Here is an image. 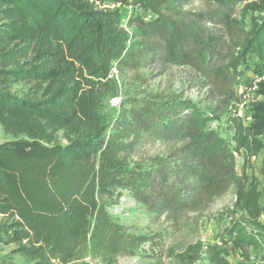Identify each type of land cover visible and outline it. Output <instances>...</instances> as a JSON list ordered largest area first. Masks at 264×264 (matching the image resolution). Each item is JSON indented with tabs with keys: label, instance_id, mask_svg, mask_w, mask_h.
Here are the masks:
<instances>
[{
	"label": "trees",
	"instance_id": "1",
	"mask_svg": "<svg viewBox=\"0 0 264 264\" xmlns=\"http://www.w3.org/2000/svg\"><path fill=\"white\" fill-rule=\"evenodd\" d=\"M201 1L191 14L180 9L183 0H133L126 4H141L156 18L130 19L127 30L102 0H0V128L20 137L0 144V249L11 248L7 264H77L89 255L114 264L136 255L150 239L128 233L107 211L105 199L119 200L123 191L169 221L235 192L233 210L245 222L230 227L222 246L196 242L171 254L174 264H196L206 249L211 264H230L221 250L226 243L238 251L264 246L259 183L235 171V152L264 140V0ZM209 23L241 34L225 69L216 62L220 40L203 28ZM151 36L170 61L216 82L232 83L239 68L251 69L260 98L251 135L229 113L230 149L209 127L216 118L188 100L134 102L108 131L100 108L117 94L113 67L137 66ZM18 85L28 88L11 90ZM218 94L233 100L228 89ZM151 130L183 146L143 167L131 157L141 133ZM59 133L66 145L57 142Z\"/></svg>",
	"mask_w": 264,
	"mask_h": 264
},
{
	"label": "rangeland",
	"instance_id": "2",
	"mask_svg": "<svg viewBox=\"0 0 264 264\" xmlns=\"http://www.w3.org/2000/svg\"><path fill=\"white\" fill-rule=\"evenodd\" d=\"M102 2L104 8L119 11L121 25L127 30H129L127 23L130 19L140 17L145 22H149L156 18L141 4L128 6L127 4L132 3L133 0H102ZM200 5H202L201 0H183L180 9L194 14L201 9ZM176 6L169 4V10ZM203 28L208 36L212 35L220 40L218 47L222 61L216 62L219 67L225 69L227 59L236 52L235 47L241 42V34L236 32L230 34L213 23L203 24ZM145 48L146 50L137 60V66L121 69L113 67L112 75L117 82V94L107 97L100 108L108 131L117 119L128 117L134 102L143 99H152L161 103L188 100L195 104L205 116L216 118L209 127L228 142L230 149H234L235 144L232 142L233 131L226 123L229 113H236L242 120L246 133L251 135L252 109L260 101L256 94L259 78L251 69L239 68L232 83H223L221 79L216 82L212 76L204 75L203 72L187 65L170 61L165 53L163 42L155 36L148 39L143 49ZM21 88L27 89L28 86L18 85L11 90ZM227 89L233 97L230 104H227L228 99H223L218 94L219 90L223 92ZM234 103L239 104L234 106ZM57 137L59 144L66 145L67 142L62 133H59ZM18 139L20 137L4 134L0 128V144ZM182 146L183 143L160 138L151 130L141 133L131 159L134 163L149 167L153 161L167 159ZM257 146L254 148L249 146L248 149H241L242 152L241 150L235 152V171L237 175L245 174L257 179L261 192L260 204L264 208V140L261 141V146ZM236 156H239V159H236ZM166 161V166L172 164L171 160ZM168 170L172 171L173 166L172 168L170 166ZM105 200L107 211L115 222L123 225L130 234L142 235L150 239L140 246L136 255L116 259L114 264H174L171 254L181 253L188 245L196 242H201L205 247L207 245L222 246L229 240L230 227L235 222H245V217L233 210L235 201L233 190L216 200L208 209L181 214L176 221H169L167 214L163 211L149 210L147 206L134 200L127 191L122 192L119 200ZM260 221L264 223V214ZM226 244L221 247V250L225 252L230 264H264V246L257 250L244 247L241 252L230 243ZM10 249H0V264H7L4 255L8 254ZM2 259L4 262L1 261ZM13 259L19 261L20 258ZM77 264L103 263L89 255ZM196 264H211L207 249Z\"/></svg>",
	"mask_w": 264,
	"mask_h": 264
},
{
	"label": "built area",
	"instance_id": "3",
	"mask_svg": "<svg viewBox=\"0 0 264 264\" xmlns=\"http://www.w3.org/2000/svg\"><path fill=\"white\" fill-rule=\"evenodd\" d=\"M243 150H241V152H242ZM236 159H239V156H236Z\"/></svg>",
	"mask_w": 264,
	"mask_h": 264
}]
</instances>
